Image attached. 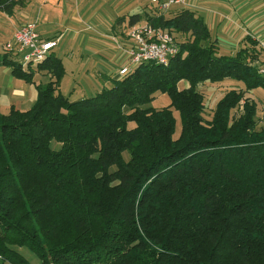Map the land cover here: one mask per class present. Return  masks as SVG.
<instances>
[{
	"label": "trees",
	"instance_id": "16d2710c",
	"mask_svg": "<svg viewBox=\"0 0 264 264\" xmlns=\"http://www.w3.org/2000/svg\"><path fill=\"white\" fill-rule=\"evenodd\" d=\"M179 6L128 18L174 34L169 64L145 61L91 97L61 92L66 70L53 53L29 70L0 54L25 82L51 78L29 109L0 107V264H30L22 246L42 264H264V118L246 96L264 90L263 47L248 36L222 54L204 18ZM226 79L242 83L238 95L207 120L199 88ZM159 91L169 107L149 106Z\"/></svg>",
	"mask_w": 264,
	"mask_h": 264
},
{
	"label": "crops",
	"instance_id": "0c3cea01",
	"mask_svg": "<svg viewBox=\"0 0 264 264\" xmlns=\"http://www.w3.org/2000/svg\"><path fill=\"white\" fill-rule=\"evenodd\" d=\"M99 4L105 11L99 10ZM181 5L175 9L191 8L204 18L211 39L222 54H236L248 36L264 44V0H186ZM152 7L151 0H15L11 13L0 11L10 18L15 16L11 22L12 39L20 26L31 22L36 24L42 38H59L53 54L62 59L66 70L60 83L61 92L69 72L74 73L70 68H76L80 70L78 84L82 93L97 94L111 86L109 83L117 76L118 62L121 66L126 59L119 45L127 41L129 16ZM222 42L227 45L223 47ZM39 74L49 80L36 83ZM50 80L49 73H37L32 83L37 88ZM69 88L67 92L77 91L75 86Z\"/></svg>",
	"mask_w": 264,
	"mask_h": 264
},
{
	"label": "rangeland",
	"instance_id": "374dc122",
	"mask_svg": "<svg viewBox=\"0 0 264 264\" xmlns=\"http://www.w3.org/2000/svg\"><path fill=\"white\" fill-rule=\"evenodd\" d=\"M102 4H99L98 7L100 8ZM98 8V9H99ZM103 8H100L101 10ZM105 11V8L103 9ZM15 16L13 15L12 18L8 16V14L4 11H0V54L5 53L6 51V45L7 44H13L12 42V20H14ZM181 39V36L179 37ZM100 40V36H99ZM104 40V39H103ZM223 47L227 45V42H222ZM229 45V44H228ZM116 47V44H115ZM117 49V48H116ZM224 53H230V52H224ZM231 55V53H230ZM234 55V54H233ZM18 59H23L22 54H18ZM70 67V66H69ZM116 68L120 67V62H118V65ZM10 67H5L4 65H0V107L1 111L3 113H8L12 106H15V108L20 110H26L32 107L37 100L38 97V91L36 90V83H40L41 81L46 82L49 80V78L45 79V75H37L35 84L25 82L22 79H19L15 77L12 73V70ZM70 70L74 71V73L69 72L67 81L64 80L63 86H62V92L68 93L71 95L72 100H78L83 97H90L95 95L96 93L92 92H83L80 89V85L78 82H80L79 79V69L76 68H70ZM109 85L112 86L111 82ZM73 86H75L76 90L75 92H67L68 87L71 89ZM180 88H183L186 86V82L182 81L179 84ZM242 86V83L237 80L233 79H226L224 81L220 82H206L205 84L201 85L199 90L202 91L205 94V118L207 120H210L213 116V112L216 108V105L218 101L226 95V93L233 92L234 90H240V87ZM80 90V91H78ZM237 92L235 91L232 94L237 96ZM246 96L249 97L251 104L256 102V105H258V114L259 116H262V119L264 118V90L262 88H257L252 91H249V93H246ZM245 98L241 101V105L239 109L236 110L238 115L244 113V106H245ZM171 105V98L167 93L163 92H157L155 93L154 100L149 104V106L160 109L163 107H169ZM174 115L176 117V130L174 137L178 138L181 134L182 130V121L179 111L176 109H173ZM242 111V112H241ZM130 127H133L135 124L134 122L129 124ZM52 147L55 149H59V143L57 141H54L52 144ZM124 158L125 160L130 159L129 151L124 152ZM18 251L29 261L30 264H42L40 258L27 246L22 247H16Z\"/></svg>",
	"mask_w": 264,
	"mask_h": 264
},
{
	"label": "built area",
	"instance_id": "2783aa9c",
	"mask_svg": "<svg viewBox=\"0 0 264 264\" xmlns=\"http://www.w3.org/2000/svg\"><path fill=\"white\" fill-rule=\"evenodd\" d=\"M186 0H151L154 7L167 12L174 5L184 4ZM127 41L119 45L126 54L125 61L118 69L117 76L123 77L145 61H155L168 65L171 59L180 51V45L174 34L165 28L155 26L143 20L128 25ZM13 44L6 45V51L15 55L25 70L36 67L53 53L59 38L44 39L40 36L35 23L20 26L14 33ZM264 52V44H262ZM23 59H18V54ZM260 72L264 74V53L259 64Z\"/></svg>",
	"mask_w": 264,
	"mask_h": 264
}]
</instances>
